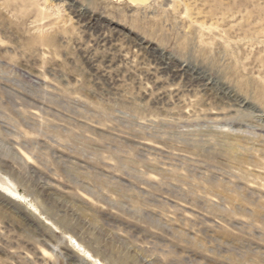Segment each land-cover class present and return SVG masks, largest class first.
Listing matches in <instances>:
<instances>
[{"label":"rangeland","instance_id":"1","mask_svg":"<svg viewBox=\"0 0 264 264\" xmlns=\"http://www.w3.org/2000/svg\"><path fill=\"white\" fill-rule=\"evenodd\" d=\"M0 264H264V0H0Z\"/></svg>","mask_w":264,"mask_h":264},{"label":"bare ground","instance_id":"2","mask_svg":"<svg viewBox=\"0 0 264 264\" xmlns=\"http://www.w3.org/2000/svg\"><path fill=\"white\" fill-rule=\"evenodd\" d=\"M122 261V260H121ZM124 263V262H123Z\"/></svg>","mask_w":264,"mask_h":264}]
</instances>
